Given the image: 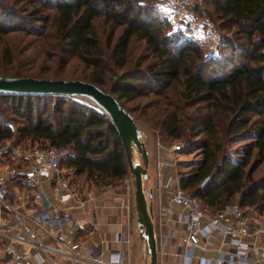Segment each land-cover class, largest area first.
<instances>
[{"label": "trees", "instance_id": "obj_1", "mask_svg": "<svg viewBox=\"0 0 264 264\" xmlns=\"http://www.w3.org/2000/svg\"><path fill=\"white\" fill-rule=\"evenodd\" d=\"M201 1L225 32L217 55L172 28L159 16L157 0H0V76L96 85L162 141L182 142V152L200 156L179 178L202 207L215 212L238 199L241 208L264 217V170L253 177L264 167V0ZM190 10L199 16L195 5ZM96 21L109 31L104 48ZM12 34L36 45L18 65L6 40ZM39 54L47 58L43 67ZM141 99L140 107L126 108ZM10 123L18 125L13 130ZM11 140L15 146L69 147L61 168L100 183L99 189L127 176L118 133L81 97L0 94V143ZM10 161L5 154L2 164Z\"/></svg>", "mask_w": 264, "mask_h": 264}, {"label": "built area", "instance_id": "obj_2", "mask_svg": "<svg viewBox=\"0 0 264 264\" xmlns=\"http://www.w3.org/2000/svg\"><path fill=\"white\" fill-rule=\"evenodd\" d=\"M189 3L185 0H164L171 25L179 29L195 26ZM196 36L207 42L208 55L217 52L218 40L208 27L200 28ZM8 144L0 145V159L3 160L6 154L11 160L0 165V238L6 239V251L10 255L5 264H126L130 241L122 216L128 205L123 203L118 206L119 221L108 241L112 248L102 258L104 240L94 243L93 239L74 237L77 229L68 226L65 214H57L69 209L73 198L61 169V163L70 157L71 149L67 146L30 148L28 145L19 148ZM182 148V142H173L170 146L172 152ZM156 166L161 179L159 191H165L175 207L169 209L165 217L160 214L157 217L154 235L158 264L164 263L161 257L167 255L166 247L172 241L176 242V255L181 258V264H193V260L197 264H264V241L259 245L250 240L256 227L262 228L264 233V220H255L254 214L243 211L237 202L224 204L215 212L204 209L192 194L180 187L179 174L174 171L172 163L159 158ZM11 179H16L17 185L10 190L8 184ZM50 192L52 199L49 198L48 202L44 193L50 195ZM30 196L36 201H43V209L19 214L18 209ZM50 214H55V228L48 222ZM44 237L51 238L57 247L43 245L41 240ZM215 240L218 247L212 260L195 256L196 246L208 250ZM16 246L27 247L22 258L14 250Z\"/></svg>", "mask_w": 264, "mask_h": 264}, {"label": "rangeland", "instance_id": "obj_3", "mask_svg": "<svg viewBox=\"0 0 264 264\" xmlns=\"http://www.w3.org/2000/svg\"><path fill=\"white\" fill-rule=\"evenodd\" d=\"M185 1L186 2L190 1V3H189L190 8L194 5L197 7L198 14L200 17L196 13H193L191 11V13L194 15L195 26H193L189 29H181V32L183 33L184 36H186L188 38L192 37L193 40L196 41V43L204 51V53L207 54L208 53L207 42H204V41L198 39L196 36V35H198L200 28H202L203 26L208 27L214 33L219 44L221 43V35H224L225 32L216 29L215 23L213 22L214 15L212 16V20L209 19V17H207L208 15L206 13L212 14V12H211L212 8L208 3L203 4L201 0H185ZM157 2H158V7L161 9L159 12V16L164 17V18H168L167 13H166V9L164 7V0H157ZM94 25H95L94 26L95 31L99 36L101 46L104 48L105 41L108 38L109 31H107V30L105 31V29L102 27V25L99 24V21H96L94 23ZM172 28H175V26H173ZM29 39H30L29 36L22 37L21 34H12L10 37L6 38V40L9 41L10 49L13 51V55H14L13 64L14 65H18L19 61L23 62L24 58L26 57V54L28 55L29 53H32L33 50L30 49L31 47H33V49L36 48L35 42H34V44L33 43L29 44ZM25 41L27 42L26 44H25ZM218 47H217V50H218ZM29 50H30V52H29ZM215 55H217V53ZM37 58H39L38 59L39 66L43 67V63H44V61L47 60V58H44V55H42V54H39ZM144 101H145L144 99L136 100L133 102L125 103V105H126L127 109H132V107H134L136 105H138L140 107V105H142V103ZM134 115L135 116L138 115V111L134 112ZM134 121H135L138 129L142 133L141 140L145 143V147H146L147 152H148L147 179L143 180V190H144V193H145V196L147 199V203L152 208L153 204H154V199H153L154 191H157V186L159 185L160 180H161L159 178V176L157 175V171H158L157 166H156L157 159L161 158L166 163H172L174 166V168H173L174 171L177 172L178 174H188L194 169V167L197 166L198 161L200 160V156L198 154H195L194 152H182V151L172 152L170 149V146L173 143L172 141H162L161 138L158 136V133L156 132V130L150 128L147 124L143 123L142 120H140L139 118H136V120H134ZM10 125H11V127H13V130H14L16 125H18V124L10 123ZM8 143H9L8 145L15 146L13 140H11ZM157 143H159V145ZM245 143H246L245 141L235 142V143L230 144V148L231 149H237V148H240ZM5 144H6V141L0 143L1 146L5 145ZM25 145H28L30 147V142L26 141L22 145L16 144V146H18L19 148H22V146H25ZM30 148H32V147H30ZM38 148H41V147H38ZM132 159L134 161L141 163V158L135 150L133 151ZM61 169L63 170V173L66 175L65 180H66V183L68 184V189L73 193V198H72L71 202L74 200L78 201V202L85 200L87 193L92 192V194H97L98 192H101L106 188L105 187L104 189H99L100 183L96 185V184L92 183V181L85 180L84 177L74 176L72 174L71 170H69V169H65V168H61ZM263 170H264V167L260 166L256 170V172L254 173L253 177L254 178L260 177V175L263 173ZM164 171H166V169H164ZM17 183L19 185L20 184L22 185V183H20V181H18ZM8 188H10V185L8 186ZM22 188H23V185H22ZM107 188H112V189H114L115 192L121 191V193L119 192L121 194V198H122L120 204L124 203V204L128 205V211L129 212H130V210H132V215H131V213H129L130 218L125 220V226L127 228L128 238L130 241V247L128 246L129 254L126 257V264H129V263L130 264H149V257L147 254L145 241L139 235L138 229L136 227V212H135V201H134L133 176L129 172V169H128L127 176H126L125 180H123L120 184H118V183H116V185L112 184V186H109ZM44 189L46 190V188H44ZM118 189H120V190H118ZM149 189L151 190V193H152L151 198H148V196H147V191ZM30 193L31 194L33 193L32 190L30 191ZM44 195L48 199V202H49V198L52 199L51 192H50V195L48 193L47 194L44 193ZM71 202H70L69 210L66 211L67 215L70 214V212L72 211V208H73ZM233 202L238 203V199L228 201L227 203H233ZM23 205L26 207V209L29 210V214H31L34 211L38 212L39 210L43 209L44 202L43 201H34L33 198L30 196L29 199L27 200L26 204L23 203ZM20 209H21V207L19 208V210ZM204 209H206V208H204ZM242 209L245 212L248 211L246 208H242ZM251 210L253 211V214L255 212V214L258 216L256 210L255 211H254V209H251ZM57 214L61 216L62 212L58 211ZM64 220L67 221L68 218L65 217ZM90 229H91V227H85L84 228L83 233L86 235L87 238H89L88 237L89 235H92V234H89ZM2 239L6 240L5 238H2ZM158 259H159V257L157 256V264H158Z\"/></svg>", "mask_w": 264, "mask_h": 264}, {"label": "water", "instance_id": "obj_4", "mask_svg": "<svg viewBox=\"0 0 264 264\" xmlns=\"http://www.w3.org/2000/svg\"><path fill=\"white\" fill-rule=\"evenodd\" d=\"M0 94H37L81 97L92 102L109 118L123 145L129 172L133 176L136 227L144 239L149 264H157L156 240L152 223L151 206L148 205L143 190V180L147 179L148 152L141 140L142 133L132 116L110 93L96 85L81 80H52L31 77H1ZM136 151L141 163L132 159ZM205 181L202 183L204 184ZM151 190L147 191L151 198Z\"/></svg>", "mask_w": 264, "mask_h": 264}, {"label": "crops", "instance_id": "obj_5", "mask_svg": "<svg viewBox=\"0 0 264 264\" xmlns=\"http://www.w3.org/2000/svg\"><path fill=\"white\" fill-rule=\"evenodd\" d=\"M10 141H6V144ZM2 164V159H0V165ZM12 181L9 182L8 186L10 185V190L15 187L16 179H11ZM20 186V185H19ZM120 190V189H118ZM121 193V191H119ZM119 192H115L112 188H105L103 191L98 192L97 194H92V192L86 194V199L82 201H72V211L69 215H67L68 208L65 209V211H62V215H66L65 217L68 218L66 223L68 226H72L73 228H76V234H74V237H80V238H87L86 235L83 233L85 227H91L90 233L92 235H89V239H93L94 243H99L100 240H104V246L102 247V258L106 257L108 254V250L112 248V244L108 242L114 233V231L117 228V223L119 221V214H118V206L121 205V194ZM152 195V194H151ZM34 196V194H33ZM33 198L34 201L35 198ZM154 204L151 208L152 213V223L154 229L157 228L158 223V215L165 217L168 213V210H172L175 207L171 205L169 201L168 195L165 193V191L161 190L159 191V185L157 186V191H154L153 195ZM152 199V200H153ZM26 204V203H25ZM35 209V208H34ZM247 209V208H246ZM245 209V210H246ZM248 212H251L253 214V211L251 209H247ZM255 211V210H254ZM19 214H28L29 210L26 209L25 206L21 207V209H18ZM45 212V211H44ZM129 213L132 215V210L130 212L128 210L124 211V214L122 216V220L125 221L126 219L130 218ZM55 214L49 215L48 222L53 225V227H56L55 219L53 218ZM60 216V215H59ZM255 220H264L263 216H257L254 212ZM79 228V230H78ZM79 233H78V232ZM80 236H77V235ZM3 240L0 238V241ZM250 240L252 242H256L260 245H262V242L264 241V233L262 231V228L255 229L253 235L250 237ZM42 244L49 247V248H55L57 247V244L52 241L51 238L44 237L41 240ZM8 243L5 240L4 245H0V264H5L9 258L10 255H8L6 251ZM218 247V241H214L212 244V247L208 248V250H202L200 247L196 246L194 248V254L195 256H204L212 260L215 255V249ZM100 250V248H98ZM14 250L16 251L17 255L22 258V254L27 250V247L24 246H16L14 247ZM177 245L175 241H172L167 245L166 251L167 255L164 257H161V260L164 262L163 264H181V258L176 255L177 253ZM99 252V251H98ZM159 261V259H158ZM130 264V263H129ZM193 264H197L196 260H193ZM238 264V263H235Z\"/></svg>", "mask_w": 264, "mask_h": 264}]
</instances>
